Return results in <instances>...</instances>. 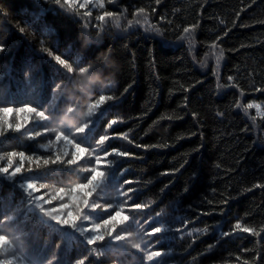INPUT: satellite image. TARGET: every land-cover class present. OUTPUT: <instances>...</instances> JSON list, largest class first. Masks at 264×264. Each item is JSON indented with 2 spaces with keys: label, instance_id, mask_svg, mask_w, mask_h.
I'll return each mask as SVG.
<instances>
[{
  "label": "trees",
  "instance_id": "trees-1",
  "mask_svg": "<svg viewBox=\"0 0 264 264\" xmlns=\"http://www.w3.org/2000/svg\"><path fill=\"white\" fill-rule=\"evenodd\" d=\"M101 2L97 9L76 7L73 13L55 8L52 0H0V42L6 45L0 54V96L30 102L43 94L46 103L53 102L46 83L54 75L55 62L42 48L70 52L73 60L79 55L84 59L81 66L104 65L101 90L90 96L115 99L103 106L99 131L117 137L110 139V147L133 154L122 158L120 167L127 172L120 184L132 181L139 190L135 202L149 205L139 214L122 213L134 217L128 231L135 234L137 225L150 231L144 222L161 213L160 220L171 231L164 237L157 234L151 244L153 251L167 252L164 264H264V188L258 187L264 185V94L255 91L264 88V0ZM104 12L114 15L99 21ZM185 28L190 32L184 33ZM33 70L36 77L28 83L25 73ZM229 76L237 87L230 85ZM72 99L79 101L83 119L92 101L69 88L65 100ZM249 103L260 107L248 109ZM9 106L22 105L0 102V107ZM23 116L12 112L4 118L15 123ZM113 119L117 125L107 129ZM52 138L32 141L26 133L0 138V167L6 166L10 151L47 154L53 150L48 146ZM173 170L172 175L162 174ZM47 175L54 178L42 181L51 185L49 195L81 182L59 169ZM119 186L101 192L99 202L116 203ZM0 208L7 209L17 225L15 231L0 228V234L19 238L17 256L24 264L45 255L50 259L60 234L42 224L6 180L0 185ZM237 221L261 235L237 230L224 237ZM83 249L74 238L58 255L75 264ZM142 256L125 245L102 259L103 264H141Z\"/></svg>",
  "mask_w": 264,
  "mask_h": 264
},
{
  "label": "snow or ice",
  "instance_id": "snow-or-ice-1",
  "mask_svg": "<svg viewBox=\"0 0 264 264\" xmlns=\"http://www.w3.org/2000/svg\"><path fill=\"white\" fill-rule=\"evenodd\" d=\"M160 2L161 0H156L157 4ZM52 3L55 8L63 11L71 10L73 13H75L76 7H85V4L75 5L74 0H52ZM137 11L143 13L144 9L140 8ZM89 15L90 13L83 18L87 20ZM113 15L114 13L104 12L97 19L103 21L106 17ZM161 19L164 18L161 17ZM151 27L154 28V26ZM192 29H195V25L192 26ZM20 32L23 33L24 28H20ZM189 32V28L184 29V33ZM41 43L43 44V41ZM5 51V43L0 42V54ZM41 51L55 62L53 65L54 75L46 83L53 102L46 103L43 94L33 97L30 102L5 99L0 96L2 103L22 105L18 108L0 107V138H8L14 134L23 135L24 133L27 134V139L32 141H35L37 137H53L48 140V146L53 150L47 154L10 151L6 153V166L0 167V185L5 180L11 182L21 193L22 200L27 203L33 214L39 215L41 223L60 234V242L55 243L56 251L51 253L50 259L45 255L39 261H31L29 264H72V261L65 262L60 259L58 254L63 253L65 247L74 238L84 246L83 252L80 258L75 260V264H103L102 258L106 253L117 251L118 246L125 245H130L131 248L143 253L141 264H164L167 252L153 251L151 244L152 238H156L157 234L164 237L171 231L168 224L160 220L161 213H157L155 217H149L144 222L150 231H146L144 225H137L135 234L128 231L131 223L134 222V217L130 219L129 215L122 216V213L139 214L149 205L135 202L136 193L139 190L131 186L132 181L123 180V184H120L127 172V169L120 167L123 162L122 158H129L133 154L130 151L110 147L108 143L110 139H117V137L110 138L107 134L101 135L99 131V125L106 113L103 106L107 102L113 101L115 97L99 95L98 99H93L90 94L101 90L100 85L103 82L100 79V74L107 69L99 63L81 66L84 64V59L77 55L73 60L70 52L55 54L49 48H42ZM222 55L223 53H221ZM152 63L155 64V58ZM217 63H219V58ZM35 77L34 70L25 73V80L28 83ZM233 79L232 76L228 77L230 85L237 87L233 83ZM69 88L76 96L88 97L92 101L87 105V112L83 119L78 115L81 107L79 101L65 100L66 90ZM255 91L264 94V88H255ZM243 95L244 93L241 92V96ZM61 101L65 103L63 109L60 108ZM236 103L239 107V101ZM253 107L259 108L260 105L249 103L246 106L248 109ZM12 112L24 113V116L21 120L10 123L4 117L7 113ZM60 114H62L61 118L57 119ZM193 115L195 116V113ZM219 115H223V113ZM53 123L56 124V127L50 128L49 125ZM117 123V120H111L107 123V129H112ZM36 128L41 131H36ZM123 139L127 141L128 135L123 134ZM136 147L148 150L155 146L136 145ZM14 160L17 162L16 164L13 163ZM25 161L28 164L27 168L24 167ZM57 169L79 177L81 182L68 187H59L55 193L49 195L48 190L51 185L42 181L54 179L47 173ZM174 171L162 174L172 175ZM54 182L63 183L60 179H55ZM117 185L120 186L117 189L119 195L116 203L108 200L103 203L99 202L101 192H104L109 186L116 187ZM125 187L126 190H124ZM258 187L264 188V185H258ZM224 203L227 204V200ZM0 217H2L0 228L12 227L13 231L17 230L13 216L8 214L7 209L0 208ZM156 224L159 226H153ZM237 230L250 233L253 237L261 235L254 228L242 227L239 221L231 231H225L222 235L230 237ZM18 239L11 238L7 234H0V254H3L0 257V264H24L17 256V251L22 247V243H18Z\"/></svg>",
  "mask_w": 264,
  "mask_h": 264
},
{
  "label": "rangeland",
  "instance_id": "rangeland-1",
  "mask_svg": "<svg viewBox=\"0 0 264 264\" xmlns=\"http://www.w3.org/2000/svg\"><path fill=\"white\" fill-rule=\"evenodd\" d=\"M75 5L85 4V8L97 9L102 5L101 0H74Z\"/></svg>",
  "mask_w": 264,
  "mask_h": 264
}]
</instances>
